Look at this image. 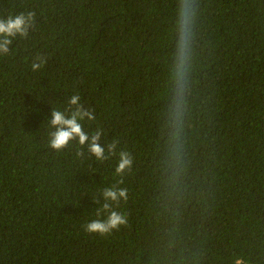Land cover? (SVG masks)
Listing matches in <instances>:
<instances>
[{"label": "trees", "instance_id": "1", "mask_svg": "<svg viewBox=\"0 0 264 264\" xmlns=\"http://www.w3.org/2000/svg\"><path fill=\"white\" fill-rule=\"evenodd\" d=\"M29 11L0 54V264H264V0H0ZM74 94L82 129L133 157L122 176L118 155L49 146ZM118 180L127 225L86 232Z\"/></svg>", "mask_w": 264, "mask_h": 264}, {"label": "clouds", "instance_id": "2", "mask_svg": "<svg viewBox=\"0 0 264 264\" xmlns=\"http://www.w3.org/2000/svg\"><path fill=\"white\" fill-rule=\"evenodd\" d=\"M34 12L19 13L15 16H8L5 19H0V54H6L9 51V46L12 44V39L16 36L22 38L27 37L29 29L33 25ZM188 18L186 11L179 14V24L177 30V52H176V75L178 81L182 78L183 67L186 60V53L188 47ZM45 58L42 56H35L31 65L33 71L39 70L44 63ZM69 109L66 111L52 110L51 119L48 120L50 126L54 129L49 133V146L55 150L65 148L69 141L78 140L81 146L87 144V150L96 160L104 161L111 156L118 155L117 166L115 167V175L122 176L125 172L131 169L133 157L127 151H115L117 148V141L113 140L105 146H101L99 141L101 139V131L97 130L94 134L89 135L81 126V121L85 118L87 120H94L91 109H86L80 104L79 94H74L68 100ZM107 152V155H106ZM82 155V153H77ZM122 180H118L116 184L111 187H106L102 190L101 196L103 203H99L100 207L97 210V217L101 214L104 219H95L85 225V231L88 233H97L101 236L109 234L114 230H119L122 226L128 223L126 215L117 209L121 201H127L128 194L126 188H118V184H122ZM232 264H248L246 258L235 255L232 258Z\"/></svg>", "mask_w": 264, "mask_h": 264}]
</instances>
